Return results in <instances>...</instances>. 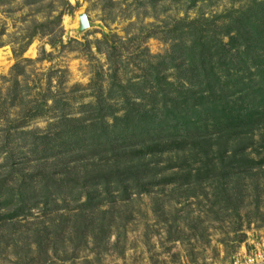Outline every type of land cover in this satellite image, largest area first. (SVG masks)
I'll list each match as a JSON object with an SVG mask.
<instances>
[{
	"label": "trees",
	"instance_id": "obj_1",
	"mask_svg": "<svg viewBox=\"0 0 264 264\" xmlns=\"http://www.w3.org/2000/svg\"><path fill=\"white\" fill-rule=\"evenodd\" d=\"M18 1L6 11L21 12L26 46L37 35L54 45L64 32L62 17L72 9L68 0ZM180 3L191 9L196 0H133L134 12L150 11L155 20L145 25L138 18L139 33L131 37L138 42L128 60L137 73L128 77L129 64H124L114 36L113 43L98 42L113 45L106 54L107 82L98 84L102 74H94L91 100L79 106V113L67 112L69 104L61 98L43 96L37 106L31 102L19 121L3 118L0 208L9 213L6 219L30 214L40 205L46 209L60 198L86 196L69 214L75 218V232L83 236L91 223L84 210L97 198L101 203L116 191L129 197L165 187L202 192L204 183L214 186L219 211L237 214L247 179L253 181L255 203L260 202L264 158L251 157L248 149L258 135L264 151V8L218 26L201 15L191 21L168 15L171 7H183ZM34 12L43 20H30ZM160 37L170 47L164 55L151 56L143 43ZM47 113L51 118L44 130L28 128L27 120ZM16 139L29 151L31 171L15 163L10 146ZM102 222L97 226L103 236L107 228ZM60 225L54 226L56 233Z\"/></svg>",
	"mask_w": 264,
	"mask_h": 264
},
{
	"label": "rangeland",
	"instance_id": "obj_2",
	"mask_svg": "<svg viewBox=\"0 0 264 264\" xmlns=\"http://www.w3.org/2000/svg\"><path fill=\"white\" fill-rule=\"evenodd\" d=\"M68 2L72 9L62 17V37L51 45L49 38L37 35L26 46L21 12L6 11L19 1L9 0L8 4L0 0V133L3 118L19 121L31 102L37 101V106L43 96L61 98L69 104L67 112L79 113V106L91 100L89 87L94 74H102L98 84L107 82L106 54L113 45L98 42L113 43L114 36L122 49L124 64H129L128 77L136 75L137 66L128 59L138 40L131 37L139 33L138 18L145 25L155 22L150 11L134 12L133 0ZM186 6H178L177 11L171 7L168 15L188 17L189 21L204 17L226 26L264 8V0H196L193 8ZM83 14L89 26L81 30ZM160 16L162 21L165 14ZM31 19L43 20L36 12ZM131 23L137 24L130 26ZM223 42L228 44L229 37ZM169 45L163 37L149 38L143 43L151 56L164 55ZM124 76L122 72L121 81ZM51 105L50 101L48 106ZM49 118L47 113L42 119H29L27 126L44 130ZM15 126L11 127L12 133L16 132ZM258 140L255 135V143L248 149L256 159L264 158ZM10 150L14 151L16 164H24L26 171L32 170L29 151L17 139ZM4 156L0 154V165ZM258 181L264 184L263 179ZM252 182L245 181L247 193L237 214L223 213L219 206H214V186L210 183L202 184V192L193 188L194 193L165 187L140 196L131 192L125 197L116 191L101 203L97 198L93 206L84 210L91 223L83 236L75 232L76 221L69 214L87 201L86 196L77 201L60 198L46 209L40 205L13 220L6 219L9 213L0 208V264H230L244 248L264 240V193L259 191L262 197L257 206ZM60 214L65 215L64 219ZM101 221L107 228L103 236L97 226ZM56 224L62 226L58 233Z\"/></svg>",
	"mask_w": 264,
	"mask_h": 264
},
{
	"label": "built area",
	"instance_id": "obj_3",
	"mask_svg": "<svg viewBox=\"0 0 264 264\" xmlns=\"http://www.w3.org/2000/svg\"><path fill=\"white\" fill-rule=\"evenodd\" d=\"M230 264H264V240L244 248Z\"/></svg>",
	"mask_w": 264,
	"mask_h": 264
},
{
	"label": "water",
	"instance_id": "obj_4",
	"mask_svg": "<svg viewBox=\"0 0 264 264\" xmlns=\"http://www.w3.org/2000/svg\"><path fill=\"white\" fill-rule=\"evenodd\" d=\"M88 26H89V22H88L87 16L84 14L81 15L80 16V29L84 30V29L88 28Z\"/></svg>",
	"mask_w": 264,
	"mask_h": 264
}]
</instances>
